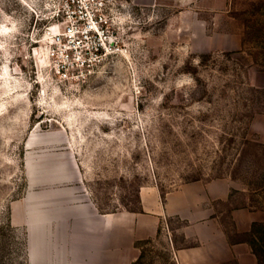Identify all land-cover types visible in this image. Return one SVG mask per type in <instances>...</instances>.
Listing matches in <instances>:
<instances>
[{"label":"rangeland","instance_id":"1","mask_svg":"<svg viewBox=\"0 0 264 264\" xmlns=\"http://www.w3.org/2000/svg\"><path fill=\"white\" fill-rule=\"evenodd\" d=\"M197 208L264 264V0H0V264H200Z\"/></svg>","mask_w":264,"mask_h":264},{"label":"crops","instance_id":"2","mask_svg":"<svg viewBox=\"0 0 264 264\" xmlns=\"http://www.w3.org/2000/svg\"><path fill=\"white\" fill-rule=\"evenodd\" d=\"M132 4L139 6V7H151L154 5H158L159 0H128ZM174 4L178 8H187V10H221L227 3V0H172ZM194 204L195 206L200 204V201L192 200L189 202V204ZM185 206H187V202H184ZM196 211L193 213L187 214L186 212H176L181 218L188 220L189 224H195L200 222L201 225H204L206 229L208 230L207 237H206V243L203 244V240L198 237L197 235H194L199 240V246L196 248H192L187 250H181L178 254L185 253L186 256L194 257L198 255L197 252L200 253H206V256L204 259L197 261L200 264H216L218 261L222 260V253L220 252V244L222 242V236L221 233L218 231H215L213 229V224L205 221L207 218L206 215H204V211H202L201 208L195 209ZM169 212L167 211V214ZM170 214V213H169ZM252 220H248V228L250 226V223ZM209 223V224H208ZM242 246H244L242 244ZM234 249V247H232ZM244 250L247 251V248L244 246ZM233 251V250H232ZM219 256H218V255ZM178 261H180L178 259ZM195 262L188 263V264H194ZM187 264V263H186Z\"/></svg>","mask_w":264,"mask_h":264}]
</instances>
